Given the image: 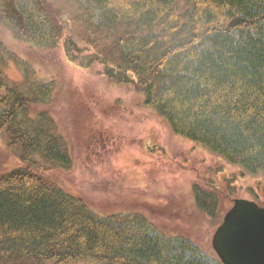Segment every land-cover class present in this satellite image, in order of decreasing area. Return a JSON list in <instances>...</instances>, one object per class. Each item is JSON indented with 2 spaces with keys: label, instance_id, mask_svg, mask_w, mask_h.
I'll return each mask as SVG.
<instances>
[{
  "label": "trees",
  "instance_id": "obj_1",
  "mask_svg": "<svg viewBox=\"0 0 264 264\" xmlns=\"http://www.w3.org/2000/svg\"><path fill=\"white\" fill-rule=\"evenodd\" d=\"M0 5L1 21L20 40L43 49L66 46L65 29L45 11L46 0ZM80 5L98 33L114 29L101 54L110 82L142 95L174 133L264 174V0ZM9 60L23 67L21 88L3 74ZM56 88L0 41V129L20 150L19 166L0 174V264H222L214 252L165 233L139 212L103 215L82 194L49 180L53 169L73 167L51 118L33 110ZM196 198L213 216L215 195L198 190Z\"/></svg>",
  "mask_w": 264,
  "mask_h": 264
},
{
  "label": "rangeland",
  "instance_id": "obj_2",
  "mask_svg": "<svg viewBox=\"0 0 264 264\" xmlns=\"http://www.w3.org/2000/svg\"><path fill=\"white\" fill-rule=\"evenodd\" d=\"M81 1L46 0L45 11L65 29L63 47L43 49L22 41L0 19L5 47L44 82L57 84L51 100L33 110L51 118L73 167L53 169L47 177L85 196L96 212H139L165 233L184 236L211 254L212 234L234 198L264 205V174L249 173L174 133L142 95L110 82L101 54L114 29L98 33L91 26L95 19L84 20ZM23 72L11 60L3 69L8 83L19 88ZM19 152V144H10L0 129V174L19 166ZM198 190L215 195L213 216L199 208Z\"/></svg>",
  "mask_w": 264,
  "mask_h": 264
},
{
  "label": "water",
  "instance_id": "obj_3",
  "mask_svg": "<svg viewBox=\"0 0 264 264\" xmlns=\"http://www.w3.org/2000/svg\"><path fill=\"white\" fill-rule=\"evenodd\" d=\"M222 264H264V205L234 198L211 237Z\"/></svg>",
  "mask_w": 264,
  "mask_h": 264
}]
</instances>
